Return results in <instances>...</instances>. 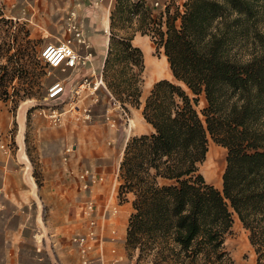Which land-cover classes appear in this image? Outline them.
Instances as JSON below:
<instances>
[{
	"label": "trees",
	"instance_id": "16d2710c",
	"mask_svg": "<svg viewBox=\"0 0 264 264\" xmlns=\"http://www.w3.org/2000/svg\"><path fill=\"white\" fill-rule=\"evenodd\" d=\"M116 8L127 23L137 18L129 35L114 32ZM263 12L264 0H187L182 13L166 8L164 17L142 0L112 3L102 70L110 96L124 107L140 104L145 65L136 33L162 49L175 79L153 84L142 109L153 130L129 138L119 163L118 198L134 195L129 257L138 248L151 264H230L223 244L236 215L264 264ZM200 96L206 105L198 111ZM208 138L226 148L221 190L199 172ZM22 247L21 264H50L34 247L23 260Z\"/></svg>",
	"mask_w": 264,
	"mask_h": 264
},
{
	"label": "crops",
	"instance_id": "0c3cea01",
	"mask_svg": "<svg viewBox=\"0 0 264 264\" xmlns=\"http://www.w3.org/2000/svg\"><path fill=\"white\" fill-rule=\"evenodd\" d=\"M21 1L29 6L39 5L43 7L40 11L45 13L47 12L45 6L49 2L57 3L52 12L56 14L57 23L60 20V26L65 27L64 31L69 22L68 16L72 14L71 18H74L84 41V43L75 44V47L84 48L82 56L90 54L83 65L67 69V75L61 76L60 81L65 91L54 101L61 99L70 90L76 89L78 92L79 88H84L82 84L84 78L94 80L102 75L110 40L111 7L115 0ZM142 1L150 8L154 1L163 7L169 0ZM184 1L173 0L179 5H182ZM63 3L69 6L65 14H63ZM149 39L148 35H134L132 43L139 47L138 40H142L145 43L147 55L150 60H154L150 51L153 50V46L151 44L147 46L151 42ZM144 54L145 52L143 57ZM160 55L161 58L154 61L167 62L162 49H160ZM145 62L146 56L144 65ZM168 69L170 73L167 71L163 76L152 78L153 82L161 79L169 80L170 76H173L169 64ZM72 95L74 96L73 93ZM69 104H64L61 110L57 108L46 111L28 110L31 117L29 141H25L23 137V148L30 170L31 159L39 163L37 166L40 169L39 184L33 179L30 171L35 184L33 187L24 180L23 171L22 175H19L17 168L19 163L16 158L7 155L6 134L13 121L6 109L0 110V175L2 178L0 192L9 204L19 206L20 212L14 213L16 216H20L21 212L26 214L23 221L19 220L16 226L5 229L3 240L0 239V264H21L19 262L21 246L28 241L32 243L36 252L46 253L50 264H82L85 258L88 261L87 264H134L126 249L128 220L133 211L132 203L129 199L120 201L111 193L109 179L112 174L104 172L106 170L104 164L94 165L96 158H103L106 155H103L104 151L95 153L93 149H88V146L85 148V145L80 143L81 126L70 118L71 114L68 113L67 107ZM149 128L152 129V126L147 123L146 129ZM91 142L94 147L93 139ZM18 150L19 142L17 156ZM17 159L24 168L19 157ZM32 206L34 214L31 213ZM45 210L47 217L44 220L42 214ZM31 218H34L35 232H33L34 228L28 226ZM91 221L94 223L92 224ZM6 225H10V219L7 220ZM76 236L86 237L89 245L86 254L82 253L81 246L72 240Z\"/></svg>",
	"mask_w": 264,
	"mask_h": 264
},
{
	"label": "rangeland",
	"instance_id": "374dc122",
	"mask_svg": "<svg viewBox=\"0 0 264 264\" xmlns=\"http://www.w3.org/2000/svg\"><path fill=\"white\" fill-rule=\"evenodd\" d=\"M182 5L176 4L173 0H169L166 4V8L169 13L172 14L175 11L180 13L184 10V3ZM57 4V3H56ZM54 2L48 3L45 6L47 12L40 11L43 7L39 5L29 6L26 2L16 0L14 2L0 0V110L6 109L9 112V116L12 118V124L6 134L7 155L14 156L19 163L17 168L19 169V175L23 176L24 180L30 185L34 186V181L39 184L38 177H40V169L34 159H31L32 168L29 170L23 163L24 168L17 159V147L19 140V133L21 127L18 122V116L21 110L25 109V122L23 126V137L25 141H29V121L31 120L28 110H48L52 108H60L64 104H69L68 113L70 118L74 122H78L81 126L80 129V143L88 146V149H93L95 153L104 151L103 158H96L94 165L104 164V172L112 174L109 179L111 186V193L118 198V187L120 180L118 177L119 163L122 158L123 149L129 138L133 136H139L142 134H148L152 131L151 128L146 129L147 123L142 116V109L146 96L152 88L154 80H152L149 64V55H147L145 43L142 40H138L139 47L145 52L146 62L144 71L142 73V83L140 85L141 96L139 98L140 104L137 106L127 105L121 106L116 99H114L107 90L100 86L99 93H90V89L85 86L79 88L77 93L72 90L67 92L59 100H50L46 98L48 87L55 81L60 80L61 76H66L68 71H62L60 69L49 68L48 65L39 57L40 50L48 43H58L64 41L67 38H72V34H69L65 30V27L60 26L56 14L52 11L55 10ZM63 14L68 9V4L63 3ZM36 8V9H33ZM42 8V9H41ZM165 8V9H166ZM152 15H158V10H151ZM164 12L161 14L164 17ZM116 16L115 30L119 36L129 35L132 30L139 26L137 18L130 23L123 21L125 18L124 12L120 8H116L114 11ZM261 16V15H260ZM264 17V12L262 13ZM124 17V18H123ZM261 27L264 29V18L260 22ZM179 25V20L176 21ZM135 35H139L136 33ZM149 41H151L149 39ZM148 44V42L146 43ZM152 45L151 54L154 60L161 58L160 51L156 52L152 41L147 45ZM78 52L82 55L84 53L83 47L76 46ZM144 48V50H143ZM143 52V53H144ZM96 59V58H95ZM153 60V59H151ZM153 62H159L154 61ZM148 62V63H147ZM69 74V73H68ZM171 81H175L173 76H170ZM105 84V83H104ZM76 90V89H75ZM74 96L72 95V93ZM98 99H100L98 101ZM62 101V102H61ZM206 105L203 96H200L197 110L200 111ZM89 109L90 119L83 118V109ZM31 113V112H30ZM131 122H134V126L131 127ZM91 139L95 146H92ZM19 151V150H18ZM27 157V156H26ZM215 164H218L219 177L212 172L215 168ZM226 165V148L220 144L215 143L211 138H208L207 153L203 162L199 165V172L203 175L206 182L213 184L219 190L222 189V174ZM24 169V170H23ZM27 170L29 176L27 174ZM33 179H32V175ZM1 174V171H0ZM214 175V176H213ZM21 180H23L21 178ZM26 187V184L23 182ZM2 186V178L0 175V187ZM119 199V198H118ZM130 200L131 203L134 200L132 192H128L126 200ZM19 206H12L8 200L5 199L3 193L0 192V239L3 240V233L8 227L16 226L19 220H24L26 214L21 212L20 216H16ZM31 213L34 214L33 206ZM29 214V213H27ZM42 217L44 220L47 217V211L43 212ZM10 219V225H6L7 220ZM33 219L29 221V227L34 228ZM233 224L229 233L225 236L223 248L231 257L230 264H256V255L252 246L248 240V232L243 228L241 222L237 216H233ZM3 244V242L1 243ZM26 247L23 249L24 258L27 260L29 254L28 247H34L30 241L25 243ZM131 258L134 264H151L154 261V257L139 256L138 248H135L131 252ZM36 259V258H33ZM37 260V259H36ZM35 261V260H33ZM37 263L43 264L44 260H37ZM167 264V261L161 262Z\"/></svg>",
	"mask_w": 264,
	"mask_h": 264
},
{
	"label": "built area",
	"instance_id": "2783aa9c",
	"mask_svg": "<svg viewBox=\"0 0 264 264\" xmlns=\"http://www.w3.org/2000/svg\"><path fill=\"white\" fill-rule=\"evenodd\" d=\"M151 10H158V13H163L165 6H161L157 1H154L151 4ZM162 8V10H159ZM155 14L154 12H152ZM72 14L68 16L69 22L67 23L66 31L69 34H72V38H67L64 41H59L58 43H48L40 50L39 57L42 59L49 68L52 69H60L62 71H66L67 69H74L83 65L87 60V57L90 55L89 53L85 56H82L75 44L84 43L81 31L75 23L74 18H71ZM82 84L87 86L91 93L96 92V90L102 86L105 88V84L103 82L102 75L98 78L91 80L90 78H84ZM65 91V87L60 80H55L49 87L46 93V98L50 100H55L60 98ZM74 93H77L76 90H73ZM54 114V113H53ZM53 117H56L53 115ZM83 118L90 119L89 109H83ZM91 207V206H90ZM93 224L94 222L91 221ZM74 242H77L81 246L82 253L86 254L89 249V245L87 244V239L85 236H76L72 239ZM88 261L83 259L82 264H87Z\"/></svg>",
	"mask_w": 264,
	"mask_h": 264
},
{
	"label": "bare ground",
	"instance_id": "6f19581e",
	"mask_svg": "<svg viewBox=\"0 0 264 264\" xmlns=\"http://www.w3.org/2000/svg\"><path fill=\"white\" fill-rule=\"evenodd\" d=\"M149 64H147L148 68L150 69V73H151V77L155 78V77H159V76H163V74H165L167 71L169 72L168 69V64L167 62H153L152 60L149 59ZM148 63V62H147ZM166 64V65H165ZM170 73V72H169ZM25 120V109L21 110L18 116V122L21 127L20 130V135H19V151H18V157L19 159L27 166L28 170H29V165H28V159L26 157V153L24 151L23 148V126H24V121ZM134 126V122H131V127ZM218 164H215V168L212 170V172L214 174L217 175V177H219V169H218ZM27 170V174L29 176ZM214 176V175H213Z\"/></svg>",
	"mask_w": 264,
	"mask_h": 264
}]
</instances>
